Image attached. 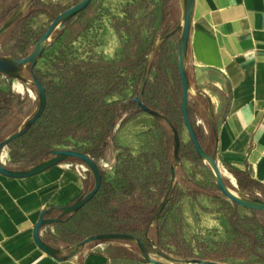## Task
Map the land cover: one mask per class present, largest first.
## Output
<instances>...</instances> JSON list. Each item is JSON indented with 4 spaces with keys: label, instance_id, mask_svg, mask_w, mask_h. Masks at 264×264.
<instances>
[{
    "label": "crops",
    "instance_id": "0c3cea01",
    "mask_svg": "<svg viewBox=\"0 0 264 264\" xmlns=\"http://www.w3.org/2000/svg\"><path fill=\"white\" fill-rule=\"evenodd\" d=\"M47 14L50 12L41 11L37 16ZM181 15V0H92L63 30L51 37L35 70L47 79L59 82L62 76L71 74L70 67L74 64L116 62L133 37L126 28L119 30L118 23L128 25L134 21H145L141 38L147 48L137 52L149 53L160 36L177 28ZM75 27H78L76 31ZM177 33L164 39L157 47V52H163L175 61L173 69H166L170 81L176 76V71L179 76L180 33ZM66 43L78 45L76 60L70 54L65 60ZM150 70L148 82L150 79L156 82L159 69L151 65ZM187 73L192 87L189 112L194 126L197 124L204 128L203 147L210 152L216 149L217 163L231 188L240 194L264 199V0H195ZM27 91L16 90L6 75L0 73V140L16 132L36 105V97ZM139 118L137 116L135 120ZM145 121L146 126L133 131L137 135L136 142L144 144L145 136L149 134L159 139L165 137L166 133L158 129L155 121L149 118ZM44 123L40 118L27 133L4 148L6 159L2 160L1 155L0 158L5 166L27 169L47 158L30 157L31 148L40 147L33 133ZM183 145L181 143V165L185 161L194 163L184 152ZM164 147L165 150L167 144L164 143ZM41 148L46 154L50 153V146ZM133 155L141 159L147 179L163 173L168 161L167 156L163 160L153 153ZM150 159L156 166L155 171L148 167ZM121 161L119 157L116 159L117 169ZM86 186L87 175L72 160L28 177L13 178L0 173V264H125L127 259L113 254V247L118 246L115 244L93 242L64 261L57 260L37 245L34 227L40 214L52 206L73 202L86 190ZM147 187L154 194L160 183L148 181ZM115 195L124 193L115 190L104 178L101 188L88 204L61 222L43 226L40 237L59 248L81 241L83 238H65L62 227L73 228V220L80 217L89 205H96L103 211L104 204L115 199ZM125 196L130 197V194ZM58 214L54 211L49 216ZM67 253L65 250L59 256ZM134 263L145 262L134 259L131 264Z\"/></svg>",
    "mask_w": 264,
    "mask_h": 264
},
{
    "label": "rangeland",
    "instance_id": "374dc122",
    "mask_svg": "<svg viewBox=\"0 0 264 264\" xmlns=\"http://www.w3.org/2000/svg\"><path fill=\"white\" fill-rule=\"evenodd\" d=\"M21 1L0 0V25L16 10ZM77 1L34 0L33 7L29 6L24 15L0 37V54L19 57L27 55L49 26L53 17ZM41 11H48L50 15L37 16V13ZM118 24L119 30L126 28L133 34L132 39L119 56L126 54L130 57L131 67L138 65L140 62L138 59L146 60L148 55V52H137L138 49L147 48L141 38V28L146 25V22L134 21L128 25ZM76 29L78 27H75V31ZM177 32L180 33L179 30ZM77 46V44H64L65 60L68 59V54L75 60L78 58ZM144 64L141 68L130 73L125 83L120 86L118 93L110 94L104 98V104L108 107L100 109L99 114L95 117V122L82 127L77 123L69 124L67 128L73 132L71 135H62L59 132L50 134L45 130L36 131L38 138L41 136L52 137L49 140L52 142L46 144L37 141L40 147L31 148L30 157L32 158L49 157L51 153L46 154L41 148L47 145L51 149H76L93 156L90 151L98 146L100 139L98 136L105 137L106 147L93 157L101 164L103 179L105 178L111 183L115 190H121L124 193L122 196L115 195L113 196L115 199L107 201L103 211L97 209L96 205L86 207L81 216L73 220V228L62 227L63 236L67 239H81L106 230L135 232L143 238L152 256L163 261L166 260L156 252L155 245L177 257H198L225 264H263L264 212L253 211V213L250 209L219 196L220 191L208 170L199 160L185 129L180 109L181 84L177 71L174 69L176 76L172 81L169 80L166 73L168 67L174 68L175 61L169 55L157 52V50L153 55L151 65L159 69V77L156 82L153 79H150V83L147 81L144 101L173 120L180 131L184 152L186 151V155L195 162L185 161L182 165L180 162L170 199L159 220L151 225L154 211L169 185L174 143L173 132L165 122L142 111L135 102L131 101L138 91ZM27 73H29L28 70ZM36 73L40 79L44 77L41 73L37 71ZM120 76L124 77L126 74L120 72ZM6 79L12 85L14 78L6 76ZM23 85L24 90H29L27 94L36 97V105L32 108V114L37 107L38 91L30 84L23 83ZM126 100L129 101L123 103ZM137 116L140 118L135 120ZM147 118L155 121L158 129L166 134L164 138L160 137V139L149 134V136H145L144 144H141L139 141L136 142L135 136L137 135H134L133 131L146 126L145 119ZM194 127L200 141H204L203 126L195 124ZM94 137L97 138L96 142L89 141L88 138ZM164 143L167 144L165 150ZM142 152L157 154L163 160L167 156L168 161L163 168V173L154 174L147 179L143 173L141 159L133 157V154L138 156ZM117 154L119 156L116 157ZM118 157L122 161L117 169L116 159ZM102 158L105 160H101ZM71 160L80 165L81 171L87 175L86 190H90L94 186L91 171L82 161L75 158L69 159V161ZM148 167L155 171L156 166L152 159H150ZM148 181L160 183V187L154 191V194L147 187ZM227 184L229 183L227 182ZM233 189L239 193L237 189ZM126 194H130V197L125 196ZM147 232L151 240L147 239ZM96 242L121 246L122 249L114 251V253L122 258L124 256L127 259L125 264H131L134 259L143 261L135 244L124 241ZM123 248H131L132 251L128 253Z\"/></svg>",
    "mask_w": 264,
    "mask_h": 264
},
{
    "label": "water",
    "instance_id": "95a60500",
    "mask_svg": "<svg viewBox=\"0 0 264 264\" xmlns=\"http://www.w3.org/2000/svg\"><path fill=\"white\" fill-rule=\"evenodd\" d=\"M33 1L34 0H22L19 3L16 10L0 25V37L24 15L28 7L32 5ZM91 1L92 0H78L73 5L55 15L49 26L46 28L41 37L35 42L32 50L27 55L19 57L14 55L0 54V73L14 79H19L24 84H30L36 87L38 91V103L35 111L24 120L23 124L16 132H13L6 138L0 140V155L10 142L27 133L29 129L43 116L47 106V93L43 82L36 73L35 68L44 51L49 46L51 37L57 31L63 30L66 24L77 14L86 9ZM181 4L182 15L180 23L175 30L160 36L153 44L145 60L138 91L136 92L135 96L131 98V101L135 102L142 111L149 113L157 120H162L165 122L173 132V164L171 165L169 185L154 211L151 219V225L155 224L159 220L175 187L177 169L181 162V134L173 120L161 111L150 107L144 101L143 96L149 78L151 60L157 50L158 45L164 39L168 38L178 30L180 31L178 69L182 88L180 109L185 129L190 136L196 154L204 167L208 170L216 187L220 191V197L227 198L237 205L247 209L264 212L263 198L254 195L239 194L236 190L231 188L229 184H227L216 160V149L214 148L211 152L207 151L203 147L195 131V127L189 112V95L192 91V87L187 73L189 33L195 0H181ZM27 70L29 73H27ZM128 101L129 100H126L123 103H127ZM50 153L51 154L49 157L39 160L35 165L27 169L9 168L5 166L0 158V173L13 178L28 177L38 174L56 164L72 158L78 159L85 163L91 171L94 178V186L90 190H85L77 199L67 205L52 206L44 210L40 214V217L34 227V239L37 245L48 254L55 257L57 260H68L81 252L88 244L96 241H124L135 244L141 259L148 264H225L220 261L198 257H177L164 251L158 245H155L156 252L166 261L157 259L152 256L143 238L135 232H98L95 234H90L81 241L71 244L66 248H59L45 242L40 237V229L43 226L61 222L67 217L76 214L95 197L103 183V171L101 164L89 153L76 149H52L50 150ZM54 211H58L59 214L57 216H49ZM147 239L151 240L148 236V232ZM65 250H68V253L64 256H59V254Z\"/></svg>",
    "mask_w": 264,
    "mask_h": 264
},
{
    "label": "trees",
    "instance_id": "16d2710c",
    "mask_svg": "<svg viewBox=\"0 0 264 264\" xmlns=\"http://www.w3.org/2000/svg\"><path fill=\"white\" fill-rule=\"evenodd\" d=\"M129 60L128 55L122 54L116 62L74 64L70 67L71 74L62 76L59 82L42 77L41 81L47 93V106L41 117L45 123L37 129V132L45 130L50 134L59 132L62 135H71L73 132L67 128L69 124L77 123L82 127L95 122V117L99 114L100 109L108 107L104 104V97L118 93L120 86L125 83L130 73L141 68L145 61L144 58H140L138 59L139 64L131 67ZM120 72L126 76H120ZM37 132L33 133L36 141L46 144L52 142L49 141L52 137L41 136L38 138ZM98 138H100L98 146L90 151L93 156L106 147L105 137L101 138L99 135ZM88 139L92 142L97 141L95 137ZM120 249H122L121 246L113 247L114 251ZM123 249L131 253L130 250ZM113 254L115 253L113 252ZM116 257L122 258L117 255ZM123 258L125 257L123 256Z\"/></svg>",
    "mask_w": 264,
    "mask_h": 264
},
{
    "label": "bare ground",
    "instance_id": "6f19581e",
    "mask_svg": "<svg viewBox=\"0 0 264 264\" xmlns=\"http://www.w3.org/2000/svg\"><path fill=\"white\" fill-rule=\"evenodd\" d=\"M13 86L16 90H19V91H22L24 89V85H23V82L20 81L19 79H14L13 81ZM6 156H7V151L6 149H4L1 153V158L2 160H5L6 159Z\"/></svg>",
    "mask_w": 264,
    "mask_h": 264
}]
</instances>
